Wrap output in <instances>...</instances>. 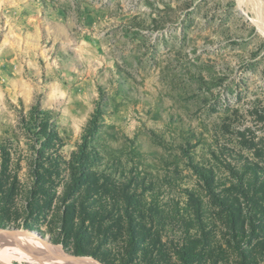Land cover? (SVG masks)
<instances>
[{"label": "rangeland", "instance_id": "obj_1", "mask_svg": "<svg viewBox=\"0 0 264 264\" xmlns=\"http://www.w3.org/2000/svg\"><path fill=\"white\" fill-rule=\"evenodd\" d=\"M252 5L0 0V229L31 232L98 264H183L191 244L193 264H264L240 257L245 239L229 243L191 167L215 177L217 193L239 197L244 212L230 191L235 177L246 184L258 166L264 181V38ZM34 107L53 113L46 143L27 133ZM82 145L89 175L74 188L72 156ZM203 233L213 243L204 245ZM26 241L29 254L0 264L53 262Z\"/></svg>", "mask_w": 264, "mask_h": 264}, {"label": "trees", "instance_id": "obj_2", "mask_svg": "<svg viewBox=\"0 0 264 264\" xmlns=\"http://www.w3.org/2000/svg\"><path fill=\"white\" fill-rule=\"evenodd\" d=\"M27 117V133L38 143L41 141H43V143L48 142L55 129L53 113L49 110L40 111L38 108L34 107L30 109ZM94 130L95 121L92 120L88 125V133L82 137V142H85L88 139L87 135L91 134ZM85 155V145H82L72 156L71 182L74 188L80 186L82 181L88 178L87 175L89 174L87 172L86 175L87 170L84 167ZM191 167L194 174L200 180L206 193L210 196L215 206L219 208L222 213L224 217L223 225H225L228 229L225 231L224 236L229 238V243L231 242L232 245L233 243H238V238L241 240L245 239L243 244H241V248L243 246H246L247 248H242L246 250L241 251L240 257L247 259L248 257L254 255L256 257L258 256L264 258V181L260 180V174L258 173L260 169L258 166L250 168L253 170L254 174V178L251 175L252 180L249 179V181L244 184L242 177L236 176L235 178L237 184H234L233 189L230 190L242 197L243 201L248 205L250 209H246L245 212L240 207L242 203L240 202L239 197L236 198V196L234 197L232 195L224 196L223 194L217 193L214 186L215 177L203 172V170L196 165ZM193 213L196 223H198L203 230L204 224L202 222V204L198 199L193 202ZM243 213L246 214L244 218L242 215ZM246 220L248 221V230L243 229V224ZM129 229L128 244L133 250H136L138 243L135 241L137 239L135 237V233L133 232V228ZM209 233L211 234V232ZM210 234H208V238L204 234L205 238H203V244L206 246L209 245L210 242L213 243V240L209 239ZM150 243L151 249L156 252L163 248L159 239L152 238L150 239ZM185 243L188 244L189 242ZM190 246L193 247L191 250L180 254V260L183 264H193V260L196 259L197 254L194 253L195 246L192 244ZM140 251L142 253H146L147 250L146 248H140ZM76 255L89 256L98 260L93 253L86 252L84 250L76 251ZM149 261L150 259H147L146 264H149ZM213 262L216 263L217 261Z\"/></svg>", "mask_w": 264, "mask_h": 264}, {"label": "bare ground", "instance_id": "obj_3", "mask_svg": "<svg viewBox=\"0 0 264 264\" xmlns=\"http://www.w3.org/2000/svg\"><path fill=\"white\" fill-rule=\"evenodd\" d=\"M255 5V26L258 29L259 34L264 38V0H253ZM251 5V4H250ZM252 5V6H254ZM254 9V8H253ZM21 238H6L0 241V263H4L11 259H18L26 256L31 252L29 244L26 240H20ZM38 247V246H37ZM41 247V246H40ZM39 249V248H38ZM41 251L44 252V259L51 261V264H98L96 261L90 258H72L64 254L59 247L47 248ZM37 258H39V253H36ZM66 259H65V258ZM68 261V263L66 262Z\"/></svg>", "mask_w": 264, "mask_h": 264}, {"label": "water", "instance_id": "obj_4", "mask_svg": "<svg viewBox=\"0 0 264 264\" xmlns=\"http://www.w3.org/2000/svg\"><path fill=\"white\" fill-rule=\"evenodd\" d=\"M23 238V239H32L34 242L37 244H41V246L44 249L47 248H53L55 247L49 240H44L40 238L39 236L31 233V232H26V231H21L17 229H0V241L6 239V238ZM77 259V258H75Z\"/></svg>", "mask_w": 264, "mask_h": 264}]
</instances>
